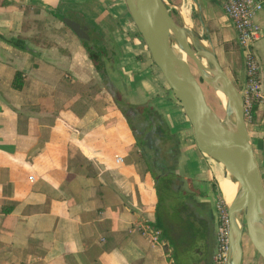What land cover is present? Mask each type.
<instances>
[{"label":"crops","instance_id":"obj_1","mask_svg":"<svg viewBox=\"0 0 264 264\" xmlns=\"http://www.w3.org/2000/svg\"><path fill=\"white\" fill-rule=\"evenodd\" d=\"M165 1L243 85L237 32L221 3ZM63 10L85 11L116 43L124 96L95 87L100 75L72 30L54 34L47 26L57 27L54 14ZM255 21L263 30L254 50L264 96V0ZM148 55L125 0H0V264H175L164 239L138 229L154 227L157 214L192 224L212 264L222 171L197 150L171 91L152 80ZM146 103L166 128L143 116ZM255 114L247 126L264 186V102ZM165 142L173 164L155 156L157 173L147 153ZM247 253L242 245L241 264Z\"/></svg>","mask_w":264,"mask_h":264},{"label":"water","instance_id":"obj_2","mask_svg":"<svg viewBox=\"0 0 264 264\" xmlns=\"http://www.w3.org/2000/svg\"><path fill=\"white\" fill-rule=\"evenodd\" d=\"M125 4L153 64L192 128L197 150L224 165L232 173V180L238 183L231 203L225 202L229 217L226 264H241L244 233L264 260V186L240 90L220 66L208 39L207 46L200 44L204 40L194 29L190 32L191 37L197 38L198 44L187 39L186 25L175 19L165 0H125ZM63 22L81 40H89L79 22L67 17ZM189 60L194 63L201 80L226 96L224 117H220L207 102Z\"/></svg>","mask_w":264,"mask_h":264},{"label":"built area","instance_id":"obj_3","mask_svg":"<svg viewBox=\"0 0 264 264\" xmlns=\"http://www.w3.org/2000/svg\"><path fill=\"white\" fill-rule=\"evenodd\" d=\"M225 15L237 32L238 44L241 49L245 69V82L240 92L244 100L246 123L251 118L250 110L254 103L264 102L259 75V61L254 45L263 36L262 28L256 23L255 17L262 9V0H218ZM139 231L152 241H157L160 231L148 224H141ZM229 217L222 199L216 203L215 250L212 264H226L229 248Z\"/></svg>","mask_w":264,"mask_h":264},{"label":"trees","instance_id":"obj_4","mask_svg":"<svg viewBox=\"0 0 264 264\" xmlns=\"http://www.w3.org/2000/svg\"><path fill=\"white\" fill-rule=\"evenodd\" d=\"M171 13L175 15L176 11L172 10ZM54 15L62 21L65 17L72 19L74 15L79 21L81 27L85 28L86 35L88 36V33L92 34V38L86 41L81 40L77 34L74 33L86 50L88 58L90 59L94 69L100 76H106L107 70L105 68V63H115L113 58L115 52L114 50H111L110 52L108 48L105 29H102L101 26L94 23L91 19H87L85 11L83 10L76 14L67 10L64 13L59 12ZM138 36L140 37L139 34ZM108 38L110 37L108 36ZM12 84L16 89H20L22 87L23 80L20 72L15 73ZM256 108L257 104L254 103L250 110L253 123L256 122ZM142 113L148 120L150 119L152 113L155 114L157 112L151 106L146 105L144 106ZM154 228L160 231V238L167 242L169 248L171 249L175 264H183V261L185 264H208V259H206L208 256V244H199L197 229H195L192 224L190 225L183 221L177 222L175 220L167 221L161 214H157ZM200 255H202V258L195 259L196 263L193 262L194 258H197Z\"/></svg>","mask_w":264,"mask_h":264},{"label":"rangeland","instance_id":"obj_5","mask_svg":"<svg viewBox=\"0 0 264 264\" xmlns=\"http://www.w3.org/2000/svg\"><path fill=\"white\" fill-rule=\"evenodd\" d=\"M167 3V2H166ZM168 4V3H167ZM169 5V4H168ZM171 6H169V9H170V11H174L175 10V8H173V7H171ZM65 11H67V10H63V11H61L62 13H64ZM174 15V14H173ZM174 17H175V19L180 23V24H184V22H183V20H181V18H180V16L178 15V13H176L175 15H174ZM54 21L53 22H55V19H53ZM197 23V22H196ZM185 25H188L189 26V28H191V29H193V27H194V29H196L198 32L200 31V29L194 24V26H192V24H185ZM48 27H50L51 28V30L53 31V33L55 34L56 32H60V34H62V33H71V34H73L72 32H71V30L66 26V24L62 21V20H60L59 21V24L57 25V27H56V24H49V25H47ZM187 26V27H188ZM60 29V30H58V29ZM200 33V32H199ZM201 34V33H200ZM60 36V35H59ZM106 39H107V44H108V48H109V50H110V52H111V50H114V52H115V55L113 56V58H115L117 55H118V51H117V47H116V43H114V41H112V39H110V38H108V36L106 35ZM142 40V39H141ZM55 41V40H54ZM54 41H52V42H50V43H52L53 45L57 42H54ZM142 42H143V40H142ZM143 44H144V42H143ZM145 45V44H144ZM149 57H147L145 60L147 61V63L153 68V70H154V74L152 75V73H151V78H152V80L154 81V83H156V82H161V83H163L165 86H166V88L167 89H169L168 88V86H167V84H166V82L164 81V79H163V77H162V75H161V73H160V71H159V69L153 64V62H152V60H151V58H150V55H148ZM189 64H190V67H191V69H192V72H193V74L195 75V77L199 80V82H200V85H201V87H202V89H203V92H204V95H205V97H206V100H207V102L209 103V105L214 109V111L220 116V117H224V110H223V108L221 107V105H220V103H219V101H218V99H217V96H216V94H215V92H214V90L212 89V88H210V86L206 83V82H204L203 80H201L200 79V75H199V72H198V70H197V68L195 67V65H194V63L191 61V60H189ZM112 65V66H111ZM105 68H106V70H107V73H106V76H104V77H102V76H100V83L99 84H97V83H95V87H101V89H115V91L118 93V96L120 95L121 96V94L123 95L124 94V91H125V89L123 90L122 88H120V80L122 79L121 77H120V75H119V73H118V71H117V67H116V64L113 62H106L105 63ZM237 87H238V89H241V84H235ZM107 90V91H108ZM124 96V95H123ZM173 96V95H172ZM174 98V97H173ZM177 102V101H176ZM178 103V102H177ZM146 105H150L149 103H146ZM178 105L180 106V104L178 103ZM181 107V106H180ZM127 109V111L129 110V111H135L134 109H132V108H129V107H127L126 108ZM135 109H136V107H135ZM128 111V112H129ZM152 117H153V120L155 121V122H157L158 123V125H160V127L161 128H166V123H165V121H163V119H162V117L160 116V114L157 112V113H152V115H151ZM139 118V117H138ZM134 124L136 125L137 124V121H134ZM166 145V142L165 143H163L162 145H161V149H160V151H158V153H155V152H153V151H148V160L150 161V165L152 166V168L154 169V171L155 172H157V173H159V169H158V167L154 164V161H152L153 160V158L156 156L159 160H160V158H161V160H163V159H166V166L168 167V168H170L171 166H172V161H171V157L172 156H168V155H166V154H164L163 153V149L166 147L165 146ZM208 158V157H207ZM222 172L220 173L221 175H223V170H221ZM222 193V192H221ZM223 196V195H222ZM222 196L220 197V199H222ZM223 201H224V197H223V199H222ZM225 203V202H224ZM242 245L247 249V251H248V253H247V255L245 256V258H244V262H243V264H264V260L258 255V253L255 251V253H253L252 251H250V246H251V243H250V241H249V239H248V236L246 235V233H244V235H243V238H242Z\"/></svg>","mask_w":264,"mask_h":264},{"label":"bare ground","instance_id":"obj_6","mask_svg":"<svg viewBox=\"0 0 264 264\" xmlns=\"http://www.w3.org/2000/svg\"><path fill=\"white\" fill-rule=\"evenodd\" d=\"M179 11V10H178ZM183 19H184V22L185 24H189V18L188 16L183 13ZM188 25H186V36H187V39L191 42H194L195 44H198V40L197 38H192L191 37V31L192 29L189 28V26L187 27ZM200 44H202L203 46H207V43L206 42H200ZM175 52L177 54H179L180 56H182L183 58H185V55L180 52L178 49H175ZM216 96H217V99L221 105L222 108H224V106L226 105V96L220 92V91H214ZM221 168V170H223V175L221 174H218V179H219V187H220V190L222 192V195L224 197V202H226L227 204H230L233 197L235 196V193L238 189V183L234 182L232 180V173L222 164H218Z\"/></svg>","mask_w":264,"mask_h":264}]
</instances>
